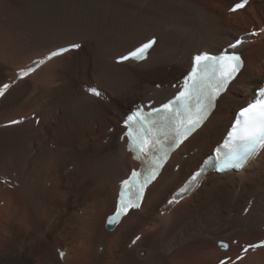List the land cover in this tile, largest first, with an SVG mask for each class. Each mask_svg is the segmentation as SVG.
Segmentation results:
<instances>
[{"label": "bare ground", "instance_id": "bare-ground-1", "mask_svg": "<svg viewBox=\"0 0 264 264\" xmlns=\"http://www.w3.org/2000/svg\"><path fill=\"white\" fill-rule=\"evenodd\" d=\"M233 2L0 0V82H8L21 67L58 45L81 38L87 41L80 50L18 81L11 94L0 100V189L15 197L16 192L4 183L9 180L29 191L37 203L65 209L72 201L77 203L74 211H83V198L76 199L75 187H69L62 170L60 151L71 148L100 161L112 183L101 193L103 203L94 217L97 251L90 257L91 264H169L170 256L181 250L179 245L193 240L197 241L190 256L193 264H219L226 257L234 260L243 245L264 239V154L243 171V178L234 172L205 176L180 205L174 206L171 222L155 233L142 234L135 217L114 228L106 224L120 179L139 167L128 153L126 141L120 140L125 116L138 103L171 97V85L189 69L193 54L217 51L225 39L235 35H225L226 29L258 31L264 27V0H252L237 14L228 11ZM221 7L229 13L220 17ZM153 35L159 46L148 61L128 67L114 63L115 57ZM242 51L254 67L249 66L245 80L219 100L207 126L172 156L157 200L161 195L170 196L197 170L222 140L238 105L263 83L264 40L248 43ZM157 84L161 88H156ZM90 87L103 90L104 95L92 98L87 93ZM12 118L25 122L6 127ZM48 183L44 192L38 191ZM56 193L60 205L55 204ZM58 227L51 232L60 238ZM135 235H142L143 240L130 247ZM21 239L14 234L0 243V264H36L37 257L41 264H64L58 249L67 251V241L60 238L64 247H57L53 255L51 251L41 253L40 247L21 251ZM235 239L238 243L231 244ZM220 240L229 242L230 248L220 249ZM99 246L104 247L101 253ZM211 255L222 258L210 262ZM245 255L237 264H264V248Z\"/></svg>", "mask_w": 264, "mask_h": 264}, {"label": "snow or ice", "instance_id": "snow-or-ice-1", "mask_svg": "<svg viewBox=\"0 0 264 264\" xmlns=\"http://www.w3.org/2000/svg\"><path fill=\"white\" fill-rule=\"evenodd\" d=\"M249 3L250 0H234L228 11L237 14L246 10ZM227 32H235V35L225 39L217 51L198 50L191 56L189 69L183 74L182 80L171 85L174 90L171 97L159 102L149 100L147 104L137 106L124 120L126 133L122 139L131 146L134 159L140 161V166L132 168L126 177L120 179L114 209L106 218L108 226L114 228L133 217L136 218L134 223L138 228L144 222L159 223L165 213L172 212L186 194L196 189L207 173H223L235 169L240 170L239 174L243 178V171L250 161L264 154V87L257 85L251 96L239 104L234 112L223 150L219 146L211 150L186 183L170 196L161 195L159 200L156 199V193L165 183L164 170L170 155L189 141L190 137L202 131L214 116L218 101L229 93L230 88L245 80L250 66L248 56L242 51L245 45L255 40H264V27L258 31L226 29L225 35ZM86 43L82 38L71 40L50 49L41 58L32 60L29 66L21 67L8 82H0V99H6L18 81L29 79L45 65L66 58ZM158 46L159 40L153 35L115 57L114 63L123 67L132 63L141 64L150 59ZM261 71L264 72V69ZM160 87V84L156 85V88ZM87 93L92 98L104 95L103 90L97 87L88 88ZM33 119L36 124L40 123L39 119ZM24 122V119L12 118L6 127L21 126ZM4 183L12 187L19 186L9 180ZM142 240V235H135L130 247ZM196 243L193 240L188 245H179V248L186 256H191ZM230 243L236 244L238 241L232 240ZM230 243L220 240L219 246L228 250ZM261 248H264V239L243 245L235 260L226 257L219 264H229V261L236 264L237 261H243L250 250ZM59 256L64 258L65 253L61 251Z\"/></svg>", "mask_w": 264, "mask_h": 264}, {"label": "clouds", "instance_id": "clouds-1", "mask_svg": "<svg viewBox=\"0 0 264 264\" xmlns=\"http://www.w3.org/2000/svg\"><path fill=\"white\" fill-rule=\"evenodd\" d=\"M249 65L254 67L251 60ZM60 155L68 185L75 187L76 199L83 198L84 210L68 213L58 206L37 203L31 193L20 186H9L16 192L15 197L0 189V243L17 234L22 237L21 251L25 247L30 250L39 248L42 242H47L48 233L59 226L57 235L69 244L64 264L73 260H78L79 264H91L90 257L97 251L94 217L103 203L101 193L112 183V177L100 161L88 155L74 153L71 148L62 149ZM171 219V212H168L159 223L144 222L141 233H155L167 226ZM36 264H41L39 257ZM169 264H193V261L182 250H177L170 256Z\"/></svg>", "mask_w": 264, "mask_h": 264}, {"label": "rangeland", "instance_id": "rangeland-1", "mask_svg": "<svg viewBox=\"0 0 264 264\" xmlns=\"http://www.w3.org/2000/svg\"><path fill=\"white\" fill-rule=\"evenodd\" d=\"M218 14H220V17L221 16H224V15H227V13H229V12H227V11H225V8L224 7H221L219 10H218ZM177 62H179V59L177 60ZM161 85V84H160ZM162 86V85H161ZM161 88V87H160ZM109 133H112L113 132V128L111 129V131H108ZM54 145H52L51 146V149H54ZM4 167V166H3ZM64 169V166H63V168H62V170ZM6 171V170H5ZM61 171V170H60ZM62 172V171H61ZM16 175V174H15ZM1 180V179H0ZM1 182V181H0ZM48 185H49V183L47 184V185H45V186H43V189L41 188H39V192H44V190H46L47 188H48ZM9 187V186H8ZM37 194V193H36ZM40 195V194H39ZM55 204H58V205H60V201H59V193H56L55 194ZM77 206V203L76 202H72V201H69L67 204H66V207H65V209H66V211H74L75 210V207ZM71 213V212H70ZM51 234V235H50ZM48 238H47V242H42V244H41V246H40V251H41V253H46V252H48V251H51V253L54 255V250H55V252H56V248L57 247H61V248H63L64 247V241L63 240H61L60 238H58V237H56L54 234L52 235V232L51 233H48ZM236 241H237V239H235ZM56 245V246H55ZM61 245V246H60ZM234 245H236V244H234ZM220 249H221V247H220ZM219 249V250H220ZM53 250V251H52ZM104 250V247L103 246H99V252L101 253L102 251ZM240 253V252H239ZM238 254V253H237ZM237 254H236V256H237ZM47 255V254H46ZM235 256V257H236ZM210 257H213V258H211V260H210V262H215V261H217V260H219V259H221L222 257L220 256H217V257H215V256H213V255H211ZM208 258V257H207ZM232 258V257H231ZM62 261V260H61ZM62 262H64V261H62ZM239 263V262H238ZM229 264H231V261L229 262ZM237 264V263H236Z\"/></svg>", "mask_w": 264, "mask_h": 264}]
</instances>
